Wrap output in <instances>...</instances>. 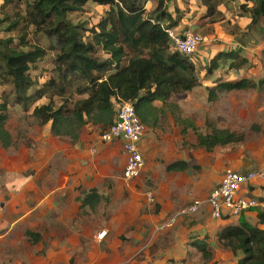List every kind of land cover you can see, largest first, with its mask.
Segmentation results:
<instances>
[{
	"label": "trees",
	"instance_id": "obj_1",
	"mask_svg": "<svg viewBox=\"0 0 264 264\" xmlns=\"http://www.w3.org/2000/svg\"><path fill=\"white\" fill-rule=\"evenodd\" d=\"M0 27L16 32L14 38L0 37V147L8 149L13 138L6 128L9 110L18 106L39 127L50 126L53 137H65L75 143L82 129L90 124L99 134L116 120L121 102L132 104L135 114L146 126H155L161 108L173 97L191 92L200 86L194 56L175 51L164 29L178 26V9L170 11L169 4L184 0H156L147 11L148 0H24L23 12L15 6L23 0H0ZM237 0H199L205 17L212 23L224 19L220 6L230 7ZM88 2L108 7L105 16L94 26L74 24L70 14L82 12ZM12 12L7 13V9ZM176 8V7H174ZM239 17L248 23L243 34L264 24V0H243L238 7ZM244 14V15H243ZM230 24V23H229ZM28 28L37 41L28 40ZM0 29V33H1ZM182 34V32H176ZM245 35V36H246ZM45 39L40 45L39 39ZM52 53V69L47 76L34 75L39 62ZM264 53V51H263ZM99 54L104 58L101 60ZM221 60H232L231 69L239 70L248 64L238 52H219L205 66L206 76H212ZM207 88L208 100H216V92L257 90L263 80L249 79L214 82ZM47 103L39 104L42 100ZM199 146L211 151L240 141L226 130H214L198 135ZM185 162L166 167L168 172H183ZM97 204V192L91 190L84 202ZM256 222L248 223L242 215L235 225H228L216 233L217 241L232 252H241L235 264H264V211L256 210ZM190 246L202 259L212 256L209 239H194Z\"/></svg>",
	"mask_w": 264,
	"mask_h": 264
},
{
	"label": "rangeland",
	"instance_id": "obj_2",
	"mask_svg": "<svg viewBox=\"0 0 264 264\" xmlns=\"http://www.w3.org/2000/svg\"><path fill=\"white\" fill-rule=\"evenodd\" d=\"M155 2L156 0H148L145 9L150 11ZM242 2L243 0H237L235 3L230 4L228 8L220 6L219 10L224 19L216 23H212L209 18L205 17V11L200 6L199 0L174 1V4L170 3L169 7L171 12L178 9L177 17H182L183 20L191 22L192 30L202 36L204 43L200 46L199 51L204 48L209 54H214L216 50L220 51L223 47L226 48L225 50L230 51L232 49L229 48H233V42H241L249 50L245 51L252 60L249 68L264 66V24L262 23L259 27L254 28L250 34H245V36L242 31L244 29L243 23L246 21L239 19L240 10L238 9ZM1 5L2 2L0 1V8ZM15 8L23 12L24 0L17 4ZM107 10L108 7L88 2L82 12L70 14L68 17L72 23H85V26L89 28L104 17ZM6 12L12 11L9 8ZM2 13L0 11V18ZM181 24L184 29L186 25L184 26L182 21ZM7 27V24H2L0 37L3 39L14 38L16 32L6 31ZM28 40L31 43L37 41L31 28H28ZM246 40L251 41L250 46L246 45ZM39 43L43 46L46 41L40 38ZM99 56L101 60L104 58L102 54H99ZM51 58L52 53L48 52L46 58L39 62V70L32 72V76L41 75L42 73L43 76L48 77L52 69ZM193 58L196 59V55ZM253 62L256 64L253 65ZM197 63H199V60ZM225 64L226 62L221 60L220 70L227 67ZM195 67L199 81H201L200 86L180 97H173L165 106L158 107H162V114L160 113L157 117L156 129L152 132L148 131L147 146L144 151L142 150L145 158V169L141 176L136 181L129 182L130 184L124 182L123 166L121 167L120 163L117 162V160H122L119 154L116 159H112V162H116H113L116 164V168L111 170L110 177H105L107 172L103 171L102 168L97 169L93 177L88 174L89 182L96 178V181H107L110 185L114 179L119 180L121 185L128 184L123 195L125 200L120 201V199H117L116 202H125L127 215H132L135 219L139 218L144 223L145 221L149 222L152 230L156 225H160V222H156L154 218L161 215L162 207L165 208L168 218L171 214L182 213L185 208L191 205L193 199L206 198L209 195L217 184L216 176H222L225 169L243 161L252 163L258 160L261 161L262 157L261 165H264V85L258 90L216 92L217 99L209 101L206 89L213 87L212 84L215 81L229 78L228 73L224 72L222 76L218 77L213 73L208 78L205 74L202 75V73H205L206 67L198 64ZM45 103L47 101L43 99L39 104ZM157 105H159L158 102H156ZM22 113L18 106L9 110L6 128L11 134L13 142L8 149L0 147V165L3 166L0 175L6 171V167L10 162L15 163V166L12 167L15 170H19L18 165L21 167L28 165L22 161L23 151L31 155L33 153L32 149L42 140H38L37 137L44 128L39 127L28 114ZM214 130H226L233 133L236 139L241 138V140L224 146H217L211 151L199 147L196 143V136L209 135ZM182 131H185V134ZM82 134L90 136L93 139H90L93 141L92 144H95L94 139L96 140L99 130L88 124L82 129L80 135ZM61 140L64 141V139ZM98 141L101 157L110 154L103 145L108 143L101 142L100 138ZM70 143L68 142V144ZM18 155H21L22 159H17ZM64 161V156L59 153L57 158L49 157L45 164L48 166L47 170L61 171L63 170ZM175 161L186 162L189 169L184 172L171 171L175 174L167 172L166 166ZM97 164L95 162L96 167H98ZM222 164L229 166L221 171ZM37 181L40 180L37 178ZM209 184L214 185L206 192L204 188H208ZM6 188L7 185L0 183V200L2 202L4 201ZM40 189L43 188L40 187ZM146 191L154 195L153 203L147 202V198L145 200L144 193ZM253 196L254 198L259 197L257 193ZM33 197L42 204L35 210L36 212L25 219L22 215L31 207L35 208V205L24 209V204L30 205ZM190 197H192V200H189ZM51 206V204H45L40 199V195L29 193L27 190L20 191L11 209L4 211L0 216V264H57L65 259L63 252H50L48 255L49 240L53 239L56 226L55 219L58 218L56 211ZM104 211L105 209L103 213L101 210H96L95 218L105 217ZM223 214L226 215L227 212L223 211ZM46 216L48 217V223H46ZM244 219L247 221L245 217ZM207 221L208 219L203 213L180 216L168 230L169 235L167 237L156 235L149 248L141 256L154 254L155 249L158 247L174 246L176 243L178 245L177 240L179 239L187 244L188 241L205 236L204 234L207 232L206 235L211 240L210 243L213 244V247H210L212 252L210 260L202 259L201 255L192 248L190 255L183 262L176 263L171 260L166 264H235L240 258L241 252L236 251L234 253L226 249L215 239V236H209L208 233L211 232L207 230L209 224H213V227L217 228L218 226L235 224L238 222L237 219L210 220L209 224H207ZM161 230L158 233H161ZM173 232L174 240L172 241ZM144 236L142 239H145L143 241L145 243L149 236ZM41 242L43 248L39 250ZM159 254L160 252L155 253V260L160 257Z\"/></svg>",
	"mask_w": 264,
	"mask_h": 264
},
{
	"label": "crops",
	"instance_id": "obj_3",
	"mask_svg": "<svg viewBox=\"0 0 264 264\" xmlns=\"http://www.w3.org/2000/svg\"><path fill=\"white\" fill-rule=\"evenodd\" d=\"M239 19L246 21L243 23L244 27L249 21L246 16L239 17ZM181 21L184 23V26L186 25L184 29ZM181 21L174 31L182 32L187 29H192L191 22L187 20L185 21L183 18ZM250 42L251 41L246 40V45L250 46ZM232 44L233 48H229L232 49L230 51L238 52L239 57L245 58L248 61L247 65H250L248 67L245 65L236 71L235 69L230 68L232 60H223L226 62L227 65L225 64V66L227 67H224V69L220 70L222 65L221 61H219V67L216 71H214L215 76H222L224 72L228 73L229 78L220 80L221 82L237 81L238 79H249L254 81L264 78V66L260 65V67L256 66L255 68H249L251 66L252 60L250 57H248L247 52H245L249 51L248 48L243 46L241 42H233ZM225 49L226 48L223 47L220 51L216 50L214 54H209L204 48L202 51L198 50L196 53V59L194 58V64L205 67L207 65V61H210V59L214 58L219 52H230L229 50ZM198 60L199 63H197ZM252 64L254 65L256 63L253 62ZM204 74L206 75V73H202V75ZM209 77L211 76H208V78ZM212 85L215 86L214 83ZM158 103L159 105L157 106L156 102L153 105L157 108L162 106L160 102ZM49 127L50 126L42 127L44 129L37 137L38 140H42L39 144H34L35 148L32 149L33 153L31 155L25 151H23L22 154L23 159L21 158V155H18L17 159L21 158L22 161L28 165L22 167L18 165L19 170H15L12 169V167L15 166V163L10 162L6 167V171L2 172L3 174L0 175V183L2 185H7L4 193L5 202H2L1 200L0 201L3 203V212L9 211L11 206L14 204V201L17 199L18 194H20V191L27 190L29 193H35L38 196L40 195V199H42L45 204L52 205L51 208L56 211L58 218L55 219L56 226L54 229L55 232L53 234V239L49 240L48 255L50 252H63L65 257L62 262L57 264H166V262L171 260H174L176 263H180L188 258L192 249L190 246L191 241H188V243L185 244V242H182L180 239L177 240L179 243L178 245L176 243L174 246L171 245L158 247L155 249L154 254L146 256L141 255L149 248L153 242V238L156 235L165 237L169 235L168 230H170V228L175 224L176 219L182 215H186L183 212H186L189 206L185 208V211L180 214H171L172 217L170 216V218H168L169 216L167 215L166 210H164L165 208L162 207L161 215L154 218L156 222H160V225H156V227L152 230L151 224L149 222L145 221L144 223L141 222L139 218L135 219V217L132 215H127L128 213L125 211L126 206H124L125 202H116L117 199H120V201L125 200L123 195L124 191H126V185L130 184L129 182L136 181L138 178L132 181H125L123 179L124 182L128 183L126 185H121L119 180L115 179L111 181V185L107 181L98 182L96 181V178L92 179L91 182L88 180V174L93 177L95 171L101 168L103 171L107 172L105 177H110L111 170L116 168V164H114L116 162L113 161V163L112 159H116L118 154L121 155L122 160H117V162L120 163L121 167L123 166L122 169L124 168L125 158H123L124 154L121 150L120 144L117 142L103 144L105 148H107V152L110 154L101 157L99 152L100 147H98L99 134L96 137V140L94 139L95 144H92L93 141L90 140L92 139L90 136L84 134L80 135L75 143H72L70 139L65 137H53L50 133ZM96 128L98 129V127ZM154 129H156V125L147 126V133L141 142V151H144L145 147L147 146L148 131L152 132ZM182 133L185 134V131H182ZM197 136L196 143L199 146ZM61 139H64V141ZM68 142H71L70 144L72 147L70 144H68ZM59 153H61V155H63L65 158L63 170H47L48 166L45 164V161H47L49 157L57 158V154ZM262 159L261 161L258 160L253 163L245 161L239 162L228 169L225 168H227L229 165L222 164L220 169L221 171L225 169V171L231 170L237 173L246 174L248 171H256L261 169L264 166L261 165ZM95 162L98 163V167H96ZM1 170H3L2 165H0V171ZM169 173L175 174L171 171ZM222 176H216L218 180L216 186L219 184ZM37 178L40 181H37ZM212 185L214 184H209L208 188H204V190L208 192ZM40 187L43 189H40ZM129 188L132 190L131 187ZM91 190H96L97 192V204L94 205L91 204V202H94L93 200L89 201V203L84 202L85 195L90 193ZM146 193L147 191L144 193L145 200L147 198ZM255 193H257L259 196L255 199L264 202V180L254 181L249 185L247 184L246 187L241 189L238 195L246 198H254L253 195ZM54 198L56 199L54 200ZM206 198L199 197V199L202 201H204ZM49 199L51 200L49 201ZM129 199L131 200V198ZM189 200H192V197H190ZM41 204L42 203H40V201L33 197L30 205H27L26 203L24 204V209H28V207H31L32 205H35V208L31 207V209L27 210L25 214L22 215V217L25 219L29 217L31 214L36 212L35 210H37ZM104 209L105 217L96 219V210H101L103 213ZM3 212L0 214V216L3 214ZM198 213H203L206 215L208 219L207 224H209L210 220H215L211 218L209 207L206 204L202 206ZM256 215V211H250L243 214L248 223L252 225H254L256 222ZM45 219L46 223H48L47 216ZM235 224H237V222ZM224 227L226 226H218L215 228L213 227V224H209V229L207 230L211 232L208 233L209 236H215V239L217 240L216 233ZM103 230L107 231L106 237L102 241H98L96 239V235ZM159 230H161V233H158ZM206 233L207 232L204 234L205 236H207ZM144 235L147 237L149 236L145 243L143 242L145 239H142ZM203 237H197L196 239H202ZM173 240L174 232L172 233V241ZM210 242L211 240H209V250L210 247H213V244ZM39 246V250H41L43 248L42 242ZM157 252H160L158 255L160 257L158 260H155L154 255ZM241 257L242 255L240 258Z\"/></svg>",
	"mask_w": 264,
	"mask_h": 264
},
{
	"label": "built area",
	"instance_id": "obj_4",
	"mask_svg": "<svg viewBox=\"0 0 264 264\" xmlns=\"http://www.w3.org/2000/svg\"><path fill=\"white\" fill-rule=\"evenodd\" d=\"M173 48L180 54L191 57L196 55L204 39L192 29L177 34L173 29H164ZM147 133V126L143 124L135 114L132 104L121 102L116 110L115 122L104 132L99 134L103 143H119L125 157L123 179L132 181L139 178L145 169V159L141 151V142ZM264 180V166L256 171H248L246 174L226 170L219 184L214 187L207 198L202 201L195 199L184 214L195 215L202 206L209 207L210 216L215 220L239 219L244 213L250 211H264V202L252 197L239 196L243 187L254 182ZM147 200L154 202L153 194L146 193ZM3 203L0 201V214L3 212ZM226 211L227 214H223ZM107 231H100L96 235L98 241L106 237Z\"/></svg>",
	"mask_w": 264,
	"mask_h": 264
}]
</instances>
